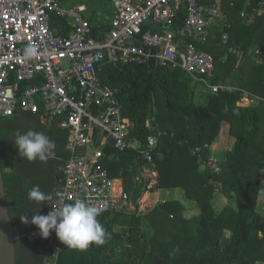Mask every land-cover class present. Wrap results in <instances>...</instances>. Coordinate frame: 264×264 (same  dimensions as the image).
<instances>
[{"label":"trees","instance_id":"obj_1","mask_svg":"<svg viewBox=\"0 0 264 264\" xmlns=\"http://www.w3.org/2000/svg\"><path fill=\"white\" fill-rule=\"evenodd\" d=\"M245 1L236 3L228 14L234 27L229 30L230 43L264 50V16L255 14L253 23L245 24L241 17ZM260 2L264 0H251L248 11L252 13ZM185 16L181 8L175 24H182ZM89 22L94 35L109 28L99 27L95 20ZM52 27L65 33L71 30L65 20L57 17L53 18ZM221 34L210 45L198 44L200 50L214 56L213 83L225 82L233 72L240 71L246 76L240 89L263 101L241 106V91L205 94L200 99L190 76L179 68L158 66L154 60L118 67L106 65L100 76L104 84L118 90L132 137L144 145L150 137L157 139L154 153L163 155V159L156 160L157 189L182 190L187 201L198 205L199 214L187 219L184 203L179 200L160 203L145 218L123 211L99 214L98 220L106 230L105 243L93 244L86 250L61 244L58 264H264V215L257 211L261 181L264 198V66L230 55L222 62L227 48L222 45ZM225 128L233 145L223 159H218L221 173H212L209 168L200 171V159L193 150L201 148V156L207 162L214 148L225 139ZM29 129L44 132L55 143L47 161L28 162L18 156L14 136ZM67 139V133L55 124L43 125L39 115L17 113L0 118L1 166L16 236L37 229L22 222V216L30 221L33 215H46L52 210L48 204L28 201L26 193L33 185L45 192L55 190L63 178L58 167L68 159ZM105 152L111 157L104 160L110 177L123 181L124 191L138 209L149 184V180L138 179L145 163L134 152L114 155L110 148ZM219 185L223 195L236 199L237 208L228 209L227 215L217 214L214 207ZM262 205L264 202H259ZM143 219L154 228L151 237L142 231ZM117 226L119 231H115ZM226 231L230 234L226 235ZM111 244L115 246L110 247ZM112 250L114 258L110 257ZM16 251L17 264H45L46 255L38 242L23 238L16 243Z\"/></svg>","mask_w":264,"mask_h":264},{"label":"built area","instance_id":"obj_2","mask_svg":"<svg viewBox=\"0 0 264 264\" xmlns=\"http://www.w3.org/2000/svg\"><path fill=\"white\" fill-rule=\"evenodd\" d=\"M111 1L114 18L108 29L94 35L84 15L85 6L66 7L61 0H0V118L30 113L39 115L42 124H55L67 132L68 159L54 190L56 208L83 198L100 214H132L160 203L153 191L156 160L163 159L161 153H154L157 139L150 137L144 145L132 137L118 90L100 78L106 65L154 60L158 66L182 70L197 92L198 85L201 92L211 95L241 91L240 105L245 107L263 101L244 90L213 83L214 58L198 44L223 16L217 5H203L200 0ZM181 8L186 12L185 19L175 24ZM253 13L264 16V2ZM54 17L65 20L70 32L53 28ZM221 41L228 56L264 66L261 48L232 45L226 32ZM28 47L35 49V55L25 56ZM109 148L114 155L137 153L145 163L138 179L149 180L143 195L148 200L140 199L138 209L124 191L123 181L110 177L104 165V160L111 158L105 152ZM192 153L202 167L221 173L214 156L206 162L201 148ZM27 239L40 243L45 264H58L61 243L54 231L44 239L36 229Z\"/></svg>","mask_w":264,"mask_h":264},{"label":"clouds","instance_id":"obj_3","mask_svg":"<svg viewBox=\"0 0 264 264\" xmlns=\"http://www.w3.org/2000/svg\"><path fill=\"white\" fill-rule=\"evenodd\" d=\"M33 55L34 48L25 49V56ZM13 143L18 156L28 162L47 161L55 148V143L48 135L31 129L23 133L17 132ZM26 198L37 205L48 204L52 208L46 215H33L30 221L27 217H21L22 222L34 225L42 238L47 239L54 231L61 244L78 250L105 243L106 230L98 220L99 210L86 199L75 198L72 202L56 208L54 191H42L39 185L31 186L27 190Z\"/></svg>","mask_w":264,"mask_h":264},{"label":"crops","instance_id":"obj_4","mask_svg":"<svg viewBox=\"0 0 264 264\" xmlns=\"http://www.w3.org/2000/svg\"><path fill=\"white\" fill-rule=\"evenodd\" d=\"M78 1L79 0H75V1H73V0H61V4L63 6H66V7L85 6L86 7V12H85L84 15H85V18L87 20H89V21L95 20V22L97 23V25L99 27H101L103 25H108V26L110 25V23L112 22V20L114 18L115 9H114V13L112 14L111 20H109L106 23L103 14L102 13L100 14L95 9H93L91 4L89 3L92 0H88L89 1L88 3L78 2ZM108 1L111 2V4H112L111 0H108ZM200 3L203 4V5H212V4L213 5H217L218 7H220V9L222 11V15H223L221 20H220V22H219V24L218 23L215 24L214 26H212L208 30V32L206 34V37H205V39H204L202 44L207 46V45H210V44L214 43L215 40H216L217 35L219 33H222L221 34V37H222L224 32L228 33V35H229V37L231 39L232 35L229 33V30L234 29V27H233V23L229 20L228 14L232 13V11L234 10V8L236 6V3L242 4V0H200ZM102 4H104V2ZM250 4H251V0H246L244 2L243 9H242V12H241V17L244 19V23L245 24H251L254 21L255 13H253V12L250 13V11H248V8L250 7ZM56 29H58V28H56ZM58 30H60V29H58ZM206 53H208V52H206ZM208 54L211 55L214 58V56L212 54H210V53H208ZM220 60L222 62H225L227 60V54L226 53L223 54V56H221ZM245 79H246V76L244 74H242L240 71H235V72H233L231 74V76L225 82H219L218 84H224V85H227V86H229V87H231L233 89H240V86L244 82ZM198 95H199L200 99H204V95L205 94L203 92H201V91L199 92L198 91ZM51 125L52 124H47L45 126H51ZM226 130H227V128H225V132H226ZM225 136H226V134L224 135L225 139H222L223 144H221L222 143L221 142L218 145V147L216 149H214V152H216L215 156L220 151H223L225 153L224 150H226L229 147L230 142L233 143V140L231 141V140L228 139L227 136L226 137ZM67 137H68V135H67ZM215 150H218V151H215ZM64 163H63V165H64ZM63 165L58 167V171L62 172ZM263 174L264 173H262V175H261L262 179H263ZM155 182H156V185H157L158 184V179L156 181V178H155ZM261 189H262V181H261V187H260V195H261ZM155 193H156V195L158 194L159 198L163 196L164 202L169 201V200H180L179 199L180 196L184 195V193L180 189H165V190H160L159 192L156 191ZM143 200H145V201L148 200V196L143 197ZM151 211H152V209H149L147 211H142L141 213L136 212L135 214H138L139 216H142V215L145 216L146 214H148Z\"/></svg>","mask_w":264,"mask_h":264},{"label":"rangeland","instance_id":"obj_5","mask_svg":"<svg viewBox=\"0 0 264 264\" xmlns=\"http://www.w3.org/2000/svg\"><path fill=\"white\" fill-rule=\"evenodd\" d=\"M73 1H75V0H73ZM78 2L88 3L89 1L88 0H79ZM103 2H104V4H102ZM89 3L93 7V9H95L100 14L101 13L103 14L106 23L109 20H111L112 14L114 13V7L112 6V4L108 0H92ZM197 89L199 91H201L202 87L198 85L197 86ZM261 115H262V123H261V125L264 128V112H262ZM222 131H223V129H222ZM225 133L226 132H224L223 137H224ZM221 144H223V142ZM232 145H233V143L230 142L229 147L226 150H224V151H227L228 149H231L232 148ZM214 149H216V148H214ZM215 151H218V150H215ZM215 153L216 152H214V150H213L212 155L214 154L213 156L216 159H223L225 157V153L223 151L218 152L217 155H216L217 157L215 156ZM205 170H207V168L202 167V166L200 167V171L204 172ZM263 173H264V171H263ZM155 178H156V181L159 178V175L157 173L155 174ZM157 187H155L154 192H156V190L158 192L160 191L159 189H157ZM161 190H165V189H161ZM179 199H180L179 201H181V202L184 203L183 204L184 207H185L184 215H185V217L187 219H190L191 217H194L195 215L199 214L200 209H199L198 205L195 202L187 201L185 199V196L184 195L183 196H180ZM261 201L264 202V198H262L261 195H260L259 202H261ZM163 202H164V198L162 196V197H160V203H163ZM213 202H214V207H215V210H216V213L217 214H220L222 212H226L225 214L227 215L228 209H230L231 207L237 208V203H236L235 197L233 195H231V197H228V196L223 195L220 192V188H218V187H216V189H215V194H214V200H213ZM259 202H258V206H257V211L261 215H264V205H262L260 207L259 206ZM128 214H130V213H128ZM136 217H140V216H138V214H136ZM141 217L143 218L144 216L142 215ZM171 219H172V216H171ZM143 220H144V224H142V231H144L145 233H147L148 237H151L154 234V228L146 221V219H143ZM167 222L170 223V220L167 219ZM119 229L120 228L117 226L116 229H115V231H119ZM229 234H230L229 231H226V235H229ZM114 246L115 245H113V244L110 245V247H114ZM110 257H113V258L115 257V253H114L113 250L111 251Z\"/></svg>","mask_w":264,"mask_h":264},{"label":"water","instance_id":"obj_6","mask_svg":"<svg viewBox=\"0 0 264 264\" xmlns=\"http://www.w3.org/2000/svg\"><path fill=\"white\" fill-rule=\"evenodd\" d=\"M28 234L16 236L7 204L0 158V264H17L16 243ZM47 259L45 258V261Z\"/></svg>","mask_w":264,"mask_h":264}]
</instances>
